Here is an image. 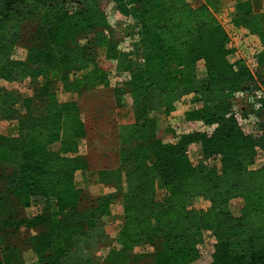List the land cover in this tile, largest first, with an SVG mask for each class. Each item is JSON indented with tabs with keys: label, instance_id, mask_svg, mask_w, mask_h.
Instances as JSON below:
<instances>
[{
	"label": "trees",
	"instance_id": "1",
	"mask_svg": "<svg viewBox=\"0 0 264 264\" xmlns=\"http://www.w3.org/2000/svg\"><path fill=\"white\" fill-rule=\"evenodd\" d=\"M110 3L140 26L133 53L137 60L115 51L112 40L117 37L106 9ZM228 6L234 8V24L261 40L255 73L245 62L229 59L233 44L217 16ZM255 6L256 0H203L199 5L188 0H0V79L30 84L46 79L41 114L32 111L34 97L23 98L27 112L18 116L19 135L0 134V178L6 192L26 205L45 201L41 213L23 219L11 201L6 207L0 201V264H27L24 249L35 254L34 264H264V165L253 167L264 158V98L262 108L250 105L261 118L256 136L243 129L233 112L237 92L264 91V11ZM33 17L39 23L27 40V54L15 59L11 55L23 25ZM90 32L96 34L97 47L84 51L78 41ZM98 50L114 58L118 70L126 69L128 61L132 66L125 90L134 106L122 111L125 124L111 143L115 150L125 139L121 158H131L122 175L124 221L113 240L118 245L107 244L99 224L110 214L113 196L100 195L96 204L83 207L86 193L75 182L78 171L101 175L103 169L53 148L87 136L79 97L85 89L111 85L110 69L102 65ZM199 61L207 73L202 83L196 73ZM57 80L61 88L51 89ZM188 94L202 103L197 118L213 130L166 141L151 112L171 115ZM18 100L14 92L0 89L1 119L17 116ZM192 143L220 166L197 163L189 151ZM196 197L209 200L210 208L192 206ZM235 200H240L236 210ZM51 203L54 208H48ZM24 229L36 233L25 236ZM206 230L220 239L201 258L197 244ZM143 241L154 250L135 254ZM95 244L105 245L106 254L85 255Z\"/></svg>",
	"mask_w": 264,
	"mask_h": 264
},
{
	"label": "rangeland",
	"instance_id": "2",
	"mask_svg": "<svg viewBox=\"0 0 264 264\" xmlns=\"http://www.w3.org/2000/svg\"><path fill=\"white\" fill-rule=\"evenodd\" d=\"M193 5H199L203 0H188ZM107 17L110 26L114 29L116 39L112 40L116 49L122 54H128L129 60L136 59L133 54L135 44L139 39L140 26L133 18H126L118 13L110 3L107 6ZM255 10L264 11V0H256ZM234 8L228 6L217 13L219 21L226 29L230 40L233 44V52L229 55L232 63L236 64L243 61L255 73L257 70L256 62L258 54L261 50V40L256 33L245 26L235 25L233 22ZM39 19L36 17L30 18L23 25L21 40L16 44L12 57L15 59L25 58L28 50L27 40L33 37V33L37 29ZM95 32L88 33L78 43L84 51H89L97 47ZM100 55L102 65L110 69L111 85L103 87L97 85L92 89H85L79 97V104L82 112V117L86 124L87 136L84 139H67L60 141L54 145V149L68 155H80L83 158H88L91 162V167L94 170L103 169L101 175H97L94 171H78L75 176L76 184L85 190L86 196L82 206H90L96 204V199L100 195L111 194L113 196L112 209L110 214L101 218L99 224L107 234V244L118 245L116 240L118 232L124 221L123 193L125 190V181L122 179L123 173L128 169L131 158L129 154L121 158V148H125V139L122 140L115 150H112V141L114 137H118L121 125L125 124V118L120 115L125 108L134 106V98L131 93L125 90V81L131 76V63H126V69H116V60L106 59L102 51H96ZM116 53V52H115ZM197 78L199 82L206 81V67L204 61H199L197 64ZM46 79H37L33 84L30 81L14 80L5 81L0 79V89L14 92L19 99L16 108L17 116L14 119L7 120L0 118V134L17 137L20 133L18 116L26 114L27 109L24 105L23 98H33L32 111L35 115H40L43 101L45 98L41 94V89L45 87ZM62 86L61 81H54L51 89L58 90ZM261 90H256L258 92ZM249 92V91H248ZM254 92V93H255ZM250 92V95L254 94ZM264 93V91H263ZM237 92L233 100V112L244 109L248 121L243 123V129L250 134L258 135V125L261 123V118L252 109V104L244 96H239ZM193 94L185 95L176 102V110L171 115H164L162 112L152 111L151 117L155 119L154 127L159 129L160 135L166 141H175V135L187 132H212L213 127L207 126L201 119L197 118L196 111L202 103L195 100ZM251 105V106H250ZM251 107V108H250ZM127 122V120H126ZM23 137H21L22 140ZM20 140L22 147L24 143ZM127 151L133 147L128 143ZM124 150V151H125ZM102 151V152H101ZM189 151L197 163L209 164V166L219 167L220 162L217 160L205 159L199 143H192L189 146ZM123 153V151H122ZM130 153V152H129ZM123 161V162H122ZM125 161H127L125 163ZM121 164V165H120ZM264 165V158L259 159L253 165L254 168ZM0 170H2L0 168ZM0 201L3 206H8V201L12 202V207L15 205L20 211L22 217L32 218L44 210V202L41 200H32L30 205H26L16 194L6 192L4 181L0 178ZM210 201L204 197H196L191 201V205L197 208L209 209ZM240 205V200H235L232 203V209L236 210ZM14 208V207H13ZM48 208H54L51 203ZM8 216V210L3 213ZM35 230L24 229L23 234L26 236L33 233ZM220 236L212 230H206L198 239L197 249L201 258L208 256L217 243ZM112 242V243H111ZM105 245L97 246L87 250L85 255L95 253L100 257L107 252ZM154 250L151 243L143 241L135 247L134 253H147ZM24 258L27 264H34L36 260L35 254L30 249L23 250ZM1 258V248H0Z\"/></svg>",
	"mask_w": 264,
	"mask_h": 264
},
{
	"label": "built area",
	"instance_id": "3",
	"mask_svg": "<svg viewBox=\"0 0 264 264\" xmlns=\"http://www.w3.org/2000/svg\"><path fill=\"white\" fill-rule=\"evenodd\" d=\"M239 96H244L247 98V100L250 101V103L252 104V106L254 107V109L258 110L260 108H262L263 106V98H264V93H263V90L261 91H258V92H255L254 94L250 95V93L248 91H240L238 92ZM235 116L236 118L238 119L240 125L242 126L243 123H247L249 122L248 121V118L244 115V113L239 110L237 112H235Z\"/></svg>",
	"mask_w": 264,
	"mask_h": 264
},
{
	"label": "crops",
	"instance_id": "4",
	"mask_svg": "<svg viewBox=\"0 0 264 264\" xmlns=\"http://www.w3.org/2000/svg\"><path fill=\"white\" fill-rule=\"evenodd\" d=\"M36 233V231H33V234Z\"/></svg>",
	"mask_w": 264,
	"mask_h": 264
}]
</instances>
